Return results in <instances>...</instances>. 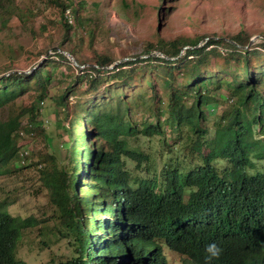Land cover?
<instances>
[{
	"label": "trees",
	"instance_id": "trees-1",
	"mask_svg": "<svg viewBox=\"0 0 264 264\" xmlns=\"http://www.w3.org/2000/svg\"><path fill=\"white\" fill-rule=\"evenodd\" d=\"M51 2L60 9L63 39L58 46L62 49L75 28L70 24L71 11L75 15L76 9L82 10L84 1ZM25 15L18 11L15 0H0L1 30L13 16L24 19ZM42 30H47L45 24ZM180 33L167 38L173 42L158 39L148 43L144 49L147 57L122 61L112 69L103 68L116 60L112 54L94 50L93 62L98 67L81 69L55 47L60 59L55 64L57 60L48 56L29 73L11 70L0 74V110L14 103L32 84L36 92L40 91L36 96L46 99L50 82L59 77V72L69 77L68 89L53 99L63 115V127L70 121V165L55 163L54 153L48 154L43 164L25 165L18 130L23 126L25 112L33 113L30 123L37 126L38 109L34 106L0 117V176L41 164L39 172L30 177L46 191L58 233L69 238L76 250L77 255L53 264H169L165 248L179 254L183 264H264V38L261 45L245 48L250 38L239 33L231 40L214 38L200 48L203 36ZM222 43L229 48L225 54L217 49ZM185 46L188 48L180 56ZM67 50L76 55L74 49ZM155 51L177 58L153 55ZM221 56L223 61L219 60ZM48 65L55 71L46 72ZM154 71L163 73L162 93ZM142 75L148 79L150 92L139 91L133 98L123 92L109 110L101 101L88 102L112 88L127 89ZM222 89L237 99L239 108L214 120L207 118L204 107L217 100ZM76 92L91 96L79 101L71 112L69 96ZM116 94L115 90L113 95ZM147 99L155 102L154 116L149 113L152 107L148 112L143 106ZM135 106L144 109L140 117L133 112ZM84 116L94 130L90 132L92 129L83 125L78 134ZM162 123L179 133L191 129L198 138L192 143L193 136L181 138L178 134L175 141L182 144L181 148L176 142L163 141L171 158L164 162L160 174L155 172L148 179L134 177L126 159L137 160V165L145 163L147 169L151 168V159L128 138L160 135L164 133ZM95 132L104 139L99 146L91 138ZM79 137L82 142L78 146ZM257 161L262 165L256 167ZM84 175L94 180L87 192L94 189L104 194L99 197L102 202L93 201L95 194L90 199L84 197L80 188ZM3 204L0 203V264H27L17 248L18 241L24 231L39 225V218L14 216ZM83 205H87L86 215H95L90 230L80 225L84 220ZM213 242L223 251L218 259L209 261L205 248Z\"/></svg>",
	"mask_w": 264,
	"mask_h": 264
},
{
	"label": "rangeland",
	"instance_id": "rangeland-1",
	"mask_svg": "<svg viewBox=\"0 0 264 264\" xmlns=\"http://www.w3.org/2000/svg\"><path fill=\"white\" fill-rule=\"evenodd\" d=\"M82 1H84L82 10L77 11L76 9L75 15L71 11L72 23L70 24L75 28L71 38L65 42L64 46L67 49H74L76 54L74 56L67 49H61L58 46L59 41L63 39L59 7L54 5L51 0H15L18 11H24L26 15L24 19L13 16L7 26L2 30L0 29V74L11 70L29 73L38 64L44 63L48 56H53V60H57L54 62L55 64L60 61L55 55L53 49L55 47L61 53L63 51L70 53L76 58L79 64L78 67L86 69L89 66L98 67L93 62L94 50L99 53L112 54L116 58L114 63L135 60L138 57L145 58L147 55L144 49L148 43H154L158 39L173 42V39L167 38H174L180 32L190 37L203 36L198 45L200 48L208 46L214 38L231 40L239 33L247 35L250 40L254 38L253 44L257 45H261L262 38H264V0H165L162 5V0ZM98 2L100 3L99 6L97 5ZM44 24L47 26L45 31L42 30ZM226 46L222 43L218 45L217 49L225 54L229 51ZM186 48L188 46L183 48L180 56L184 54ZM223 59V56L219 58L220 61H223ZM69 60L71 59L69 58ZM71 64H73L72 61ZM231 64V68L234 69L235 62L232 61ZM64 67V65L61 66L60 70ZM44 70L54 72L55 68L48 65V68H44ZM255 71L253 69L254 73ZM154 73L156 74V82L160 93H162L163 90L160 84L163 73L160 71V74H157V71H154ZM215 74L218 75L219 73L216 72ZM58 75V78H54L50 82V95L46 99L41 98L40 100L36 96V93L40 94V91L36 92V85L32 84L14 103L0 110V117L7 118L30 106L38 109L37 118L35 119L37 126L30 123L33 113L25 112L22 119L23 126L18 130L21 137L20 146L23 151L22 159L25 165L38 162L43 164V160L50 153L56 155L54 161L58 165H61L62 162L70 165L69 158L67 159L69 139L72 138V136L68 137L67 135L69 129L67 126L70 121H66L65 127H63L61 123L63 115L56 108V101L53 99L57 94H64L65 90L68 89L69 77L66 73L61 72ZM147 81L145 75H142L137 78L135 85L127 89L118 88L117 90V88H112L100 97L96 94L89 98L91 95H79L76 92L75 95L69 96L72 105L71 112L74 110V106L76 110V106L80 104L79 101L87 98H89L88 102L92 104L97 101L105 103L106 108L109 110L112 106H115L119 98L118 95L123 92L130 98L136 97L139 91L150 92ZM80 88H83V86H80ZM115 90L117 94L113 95ZM109 96H114V98ZM216 98L218 99L204 107L206 114L208 113L207 118L214 120L221 115L234 113L239 108L237 99L230 97L228 91L224 89L220 91V95L218 94ZM154 105L155 102L151 103L149 99L143 104L146 110L150 107L153 108L152 112L147 110L152 116H154V112L156 113ZM158 105L160 104L156 106ZM143 110V108L135 106L133 112L136 117H140ZM81 119L83 124L77 130L78 134L82 132L83 125L88 130L92 129L90 132L94 130L93 124L87 123L85 120L86 116ZM162 126L164 133L154 135L153 138H145L141 134L135 138H128L133 141V146L139 148H137L139 152L148 154L146 155L147 158L151 159L150 169L145 167V163L137 165V160L126 159L127 166L134 177L148 179L155 172L160 174L164 162L171 158L163 145V141L169 140L173 144L178 139V134L182 135L181 138H189V136L195 138L191 129L179 133L166 123H162ZM214 127L211 120L210 131H213ZM94 134L91 138L97 140L96 144L99 146L104 139L98 138L97 132ZM196 135L198 138V134ZM81 142L82 138L79 137L78 146L81 145ZM176 144L178 148L182 147V144L178 142ZM89 147L88 144L85 150L86 153L89 152L87 151ZM41 164L36 167L10 171L8 174L0 176V203L4 202L2 207H5L14 216L25 218L34 215L39 218V225L24 231L18 241L17 248L27 264H53L55 261L70 258L73 254L77 255L69 238H64L58 233L57 220L51 215L46 191L41 188L42 185L35 184L34 178L30 177L36 171L39 172ZM254 165L259 167L262 163L257 161ZM89 176L84 175L80 184L81 192L85 198H91V194L96 192L94 189L87 192V189L94 184V180L89 179ZM103 196L104 194L96 193L93 201L98 204L99 197ZM100 202H102V199H100ZM85 211H87V206L83 205V212ZM84 217V226L90 230L93 227L95 215L89 214L84 215ZM165 254L170 264H183L182 257L178 254L167 249Z\"/></svg>",
	"mask_w": 264,
	"mask_h": 264
},
{
	"label": "clouds",
	"instance_id": "clouds-1",
	"mask_svg": "<svg viewBox=\"0 0 264 264\" xmlns=\"http://www.w3.org/2000/svg\"><path fill=\"white\" fill-rule=\"evenodd\" d=\"M95 195H96V193H94ZM94 195V196H95ZM90 198V197H89ZM99 202H100V198H99ZM87 206V205H86ZM97 208V207H96ZM86 212V211H85ZM83 213V217H84V215H86V213ZM84 220H85V217H84ZM80 225L82 226V227H85L84 226V222H83V220H81L80 221ZM85 228H87V227H85ZM78 230H79V223H78ZM167 248H165V250H166ZM167 250H169V249H167ZM169 251H171V250H169ZM222 248L221 247H219L216 243H210V244H208L207 246H206V248H205V253L207 254L206 255V259L207 260H213V259H218L220 256H221V254H222ZM171 252H173V251H171ZM175 253V252H174ZM177 254V253H176ZM179 255V254H178ZM180 256V255H179ZM167 257V256H166ZM168 259V258H167ZM169 261V260H168ZM183 262V261H182ZM170 264V263H169Z\"/></svg>",
	"mask_w": 264,
	"mask_h": 264
},
{
	"label": "water",
	"instance_id": "water-1",
	"mask_svg": "<svg viewBox=\"0 0 264 264\" xmlns=\"http://www.w3.org/2000/svg\"><path fill=\"white\" fill-rule=\"evenodd\" d=\"M253 41H254V38H252L251 40H250V42H249V44L247 45V46H245V48H248V47H250L252 44H253ZM63 53L64 54H66L70 59H71V61H72V63L74 64V65H76V66H79V64H78V62H77V60H76V58L74 57V56H72L70 53H68V52H65V51H63ZM153 55H161V56H163V57H165L166 59H175V58H177V57H169V56H167V55H164V54H162L161 52H159V51H156V52H154V53H152ZM181 55V54H180ZM148 56V55H147ZM118 63H120V62H115L113 65H111V66H104L103 68H107V69H110V68H113L115 65H117ZM40 64H38L36 67H38ZM36 67H34V68H36ZM33 68V69H34ZM32 69V70H33Z\"/></svg>",
	"mask_w": 264,
	"mask_h": 264
}]
</instances>
